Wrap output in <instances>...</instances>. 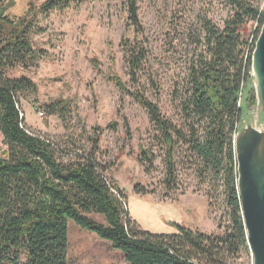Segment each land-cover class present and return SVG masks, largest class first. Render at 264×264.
Instances as JSON below:
<instances>
[{
	"label": "trees",
	"instance_id": "trees-1",
	"mask_svg": "<svg viewBox=\"0 0 264 264\" xmlns=\"http://www.w3.org/2000/svg\"><path fill=\"white\" fill-rule=\"evenodd\" d=\"M82 1L45 0L39 9L31 4L22 16L11 18L0 0V135L6 148V157L0 159V264H22V258L23 264H68L69 222L107 242L126 264H229L248 252L234 137L243 112L240 95L251 78L252 54L264 23L260 0H225L229 15L222 27L205 24L206 56L189 74L180 105L181 126L166 118L143 93L130 92L118 76L106 77L146 112L154 144L141 149L138 162L151 165L154 151L162 153V184L168 193L177 187L178 152L199 169L201 178L220 179L228 226L218 236L178 225L172 235L139 230L130 220L122 192L105 177L108 167L97 161L101 134L90 139L89 152L69 158L24 126L17 96L35 94L36 86L27 77L11 78L9 73L34 68L39 61L41 54L33 48L32 38L43 32L40 15L47 18ZM126 2L131 25L140 27L138 0ZM250 23L255 26L251 32L247 30ZM124 58L129 79L135 83L145 50L139 44L125 45ZM91 64L98 68L95 59ZM253 105L255 96L250 91L245 107ZM43 109L63 120L69 114L64 101ZM108 128L113 129V124ZM97 216L103 222L93 219Z\"/></svg>",
	"mask_w": 264,
	"mask_h": 264
},
{
	"label": "rangeland",
	"instance_id": "rangeland-1",
	"mask_svg": "<svg viewBox=\"0 0 264 264\" xmlns=\"http://www.w3.org/2000/svg\"><path fill=\"white\" fill-rule=\"evenodd\" d=\"M2 1L8 6L6 14L16 18L31 4L39 9L45 0ZM259 7L264 10V0ZM228 15L225 0H138L140 27L135 28L126 0H84L47 18L40 15L43 32L32 38L33 48L41 54L39 61L34 68L9 73L11 78L24 76L35 84V94L17 96L24 126L59 152L69 158L86 154L90 139L101 134L97 161L108 167L105 177L122 192L130 220L141 231L172 235L178 225L208 236L221 235L228 226L223 188L219 178H201L199 169L178 152L177 187L168 193L162 184V153L154 151L151 165L138 162L141 149L154 144L146 112L106 77L118 76L130 92L143 93L166 118L181 126L180 105L189 74L206 56L204 26L221 28ZM254 28L252 23L247 26L249 32ZM137 44L145 50L146 59L133 83L124 49ZM94 59L97 69L91 64ZM250 91L255 105L246 108ZM240 98L243 112L235 137L256 130L264 142V100L255 91L252 72ZM57 101L67 102L69 114L64 120L48 116L43 109ZM111 124L113 129L108 128ZM5 152L0 135V159L6 157ZM93 219L103 222L102 217ZM67 238L68 264H126L107 242L72 222ZM247 247L248 252H241L229 264H254L248 242Z\"/></svg>",
	"mask_w": 264,
	"mask_h": 264
},
{
	"label": "water",
	"instance_id": "water-1",
	"mask_svg": "<svg viewBox=\"0 0 264 264\" xmlns=\"http://www.w3.org/2000/svg\"><path fill=\"white\" fill-rule=\"evenodd\" d=\"M256 51H259L264 75V23L252 54L251 72ZM255 91L263 102L264 90L259 93L255 88ZM260 141L261 136L256 130L234 138L241 216L254 264H264V149L258 153Z\"/></svg>",
	"mask_w": 264,
	"mask_h": 264
},
{
	"label": "bare ground",
	"instance_id": "bare-ground-1",
	"mask_svg": "<svg viewBox=\"0 0 264 264\" xmlns=\"http://www.w3.org/2000/svg\"><path fill=\"white\" fill-rule=\"evenodd\" d=\"M252 75H253V81L255 84V88L259 93H261L264 90V75L261 72L259 51L258 52L256 51L254 55ZM263 149H264V142L260 141L258 153L261 154Z\"/></svg>",
	"mask_w": 264,
	"mask_h": 264
}]
</instances>
